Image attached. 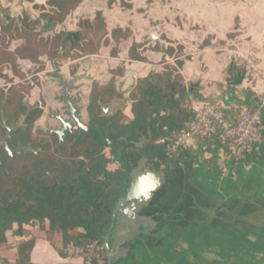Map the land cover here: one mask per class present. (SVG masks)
I'll return each instance as SVG.
<instances>
[{
	"label": "crops",
	"instance_id": "0c3cea01",
	"mask_svg": "<svg viewBox=\"0 0 264 264\" xmlns=\"http://www.w3.org/2000/svg\"><path fill=\"white\" fill-rule=\"evenodd\" d=\"M0 3L10 7V18L19 20L24 11L39 17L29 2ZM99 12L108 34L97 53L61 57L57 62L47 55L42 57L45 68L36 75L45 79V85L31 91L37 95L35 102L47 103L46 111L54 103L55 89L57 94L61 92V79L77 77L73 94L82 92L87 103L95 85L113 83L120 97L115 109L124 115L123 122H130L135 118L131 91L141 80L153 81L154 74L176 67L177 60L183 62L177 71L183 87L168 99L169 108L186 104L197 112L206 103H260L263 78L249 74L234 53L254 59L264 72V0H114L111 4L110 0H84L62 24H42L55 27L56 33L66 32L62 51L75 54L76 43L84 36L92 37L84 23L93 22ZM117 29H130L131 35L116 42L113 31ZM22 43L13 41L10 50ZM134 43L144 44L141 52L145 60L132 59L130 49ZM168 46H181L182 51L170 56L162 50ZM19 64L25 73L36 65L23 59ZM4 72L15 78L7 68ZM51 73L56 74V82L48 75ZM29 79L27 76L25 80ZM6 82L0 77V89L7 90ZM56 106H60L58 102ZM181 149L187 151L193 164L188 167L182 161L171 163L169 180L149 207L126 204L125 211L134 214V225L126 226L121 212L114 221L111 214L107 233L116 259L120 264H264V231H256L253 225L246 227L250 214L264 208V138L254 156L243 162L233 161L223 143L206 132L195 134ZM204 207L213 208L214 216L195 220ZM225 208L233 212L227 214L231 220L228 224L222 219ZM237 209L239 214H235ZM112 223L114 228L110 227ZM72 231L68 233L74 235ZM66 234L65 228L56 225L52 229L48 221L22 228L14 225L0 241V264H72L74 260L62 250L73 241L66 242Z\"/></svg>",
	"mask_w": 264,
	"mask_h": 264
},
{
	"label": "trees",
	"instance_id": "16d2710c",
	"mask_svg": "<svg viewBox=\"0 0 264 264\" xmlns=\"http://www.w3.org/2000/svg\"><path fill=\"white\" fill-rule=\"evenodd\" d=\"M12 1V0H11ZM35 2L36 0H28ZM84 0H47L45 4H34V7L40 10L38 18H33L29 13L24 11L19 20L16 18L3 17L0 22V77L5 78L7 82H14L13 78L5 74V70L10 69L15 77L23 82L13 83L7 90L0 89V108L10 112L11 115L19 116L28 109L26 97L30 93L33 85L25 80L26 73L22 70L19 59L29 60L32 63L40 64L38 71L43 70L45 65L42 57L47 55L51 61L56 62L61 58H81L86 54H95L98 52L103 41L107 40V24L102 13H98L93 22L86 21L84 25L91 32L92 37L84 36L81 42H77L75 48L78 52L70 54L62 51L63 40L66 32H59L54 35L44 36L39 30V25L43 22L48 25L62 24L67 17L83 2ZM114 0H110V4ZM1 13L10 14V7H4L0 3ZM131 35V30L117 29L113 31V38L118 42L121 38H127ZM15 40H23L14 51L10 46ZM143 43H134L130 49L132 59L145 60L141 50ZM155 48L161 49L160 46ZM162 50L170 56H178L182 47L168 46ZM117 48L113 49V54ZM183 65L181 60H177V66L168 67L162 74H154L153 81L143 79L131 91L130 99L132 101L135 118L130 122H123L124 115L121 112L116 113L109 118L101 117V107L99 98L103 102H109L115 95L116 90L113 83L105 86L95 85L90 105V113L93 117V126L89 133L87 142L83 143L80 153L85 155L91 166V172L86 179L88 185V195L93 210L88 209L85 217L80 220L79 217L68 214L69 221L74 225H83L86 232H76L74 235L69 234V227L66 229V242L73 240L80 243L85 241L98 240L103 242V235L107 233L109 219L118 199L125 195L126 189L130 184V175L127 167H136L140 159V150L135 144L140 142L142 137L147 133L150 115L154 107L164 106L168 99L173 97L179 88L183 87L182 77L177 74L179 67ZM42 114L38 109L31 112V121H35ZM196 112L183 104L180 108H169L159 119L158 125L160 130L156 133L157 138L166 139V144L173 138L177 137L185 128L186 124L195 117ZM161 154L167 153L166 149L157 150ZM187 151L180 150L175 158H179L186 166L190 167L193 162L189 161ZM151 164L152 169H159L168 164L164 156L160 160H154ZM117 164V167L111 165ZM84 182V179H83ZM10 186L13 189H20L19 180H10ZM64 212V206L58 207ZM264 208H258L254 213ZM25 205L21 199V193L16 201L11 204L0 203V241L5 240V232L14 229V225L22 223V227L28 225L25 220ZM228 213L232 211H222V219L230 223ZM240 209L235 210L239 214ZM234 215V214H233ZM252 215V214H250ZM210 220V218L208 219ZM203 221V220H202ZM44 222V221H42ZM51 228H56V222L51 220ZM213 223V222H212ZM256 231H264V219L259 222Z\"/></svg>",
	"mask_w": 264,
	"mask_h": 264
},
{
	"label": "flooded vegetation",
	"instance_id": "af4514ba",
	"mask_svg": "<svg viewBox=\"0 0 264 264\" xmlns=\"http://www.w3.org/2000/svg\"><path fill=\"white\" fill-rule=\"evenodd\" d=\"M53 79L56 82V74ZM73 93L74 88L71 96L77 100L80 120L88 126L87 128L77 126L75 119L70 116L69 106L63 99V87L58 94L55 89L54 103L47 111V103L41 100L33 104L26 102L28 109L19 116L11 115L0 108V135L5 136L8 127L18 126L10 131V137L7 138L8 148L0 138V159L8 155L4 163L6 168L0 170V203L11 204L21 193L28 225L35 222L41 225L42 221H48L51 226L53 220L60 227H69L76 232L82 229L86 232L85 226L72 224L68 214L73 212L82 220L88 209L93 210L86 183L91 166L87 157L80 153L81 145L87 142L93 126L90 113L93 98L91 93L87 103L84 102L82 92H78L76 96ZM98 101L99 104L103 102L101 98ZM56 102L60 106H56ZM115 108H112L113 113L106 115L101 110L100 116H114L118 113ZM38 109L42 110V114L35 121H31V112ZM61 118L70 125L64 127ZM10 180H19L21 188L13 189ZM62 205L64 212L58 208ZM212 210L213 208L206 207L199 209L201 216H197L195 220L206 216L211 218L215 214ZM21 225L22 223H18L19 228H22Z\"/></svg>",
	"mask_w": 264,
	"mask_h": 264
},
{
	"label": "built area",
	"instance_id": "2783aa9c",
	"mask_svg": "<svg viewBox=\"0 0 264 264\" xmlns=\"http://www.w3.org/2000/svg\"><path fill=\"white\" fill-rule=\"evenodd\" d=\"M234 55L249 74L259 75L264 80V72L258 68L254 59L237 52ZM201 132L217 137L233 161L248 160L254 156L264 138V93L257 104L242 100L204 104L186 124V128L167 143V154L175 157L188 139ZM62 250L68 258L74 260L72 264H108L106 247L98 240L68 242Z\"/></svg>",
	"mask_w": 264,
	"mask_h": 264
},
{
	"label": "water",
	"instance_id": "95a60500",
	"mask_svg": "<svg viewBox=\"0 0 264 264\" xmlns=\"http://www.w3.org/2000/svg\"><path fill=\"white\" fill-rule=\"evenodd\" d=\"M3 17L10 18L9 15L7 14H1L0 22ZM76 80L77 77L70 81H65L61 79L60 83L62 84L64 90L63 99L69 106V112H70L69 114L72 118L75 119L76 121L75 124L80 128H87L88 126L80 120L78 107L76 105L77 100L72 98L71 96V92L74 88ZM119 100L120 97L118 96V93H116V95L112 98L110 102H106V103L100 102L102 113L104 115L108 113H113L112 108L118 106ZM168 109L169 106L167 105V103L164 106L153 108L154 113H152L149 118V121L152 123L149 124L147 133L142 137L141 141L135 144L136 148L140 150V159L136 167L134 168L127 167V170L130 175V184L126 189L125 195L121 196L118 199L112 211L113 221L115 220L117 213L121 212L123 216L121 220L123 221V223L126 226L134 225L135 222L134 214H130L125 211L124 207L126 206V204L131 205L130 207L133 208L138 207L140 209L149 207L150 203L154 199V196L156 195L157 192H159L158 190L166 186L169 180L168 175L170 172V164L172 163L178 165L179 163V158L170 157L167 153L163 155L157 151L159 148H164L167 151V144L166 141L159 142L163 140L162 138L156 137V133L160 130V127L157 124L154 126V123L156 121L158 122L159 119L162 117L161 113L166 112ZM155 116H157V118H155ZM24 117L22 118V121ZM63 119L64 118H61L60 120L64 124V127L70 125L68 121H65ZM17 127L18 126L15 125H13V127H8L7 134L5 136L0 135V138L5 142L6 148H8L7 138L10 137L11 129ZM19 149L20 147L17 148V150ZM7 156L8 155L6 154L4 158L0 159V170L6 168L4 163ZM162 156L166 158L168 164L164 165V167H161L159 169H152L151 168V164L153 162L152 158L154 160H160ZM225 210H229V208H225ZM110 227L114 228V223H112ZM110 239H111L110 233H106L103 235V244L106 247L108 264H120L121 261L116 259Z\"/></svg>",
	"mask_w": 264,
	"mask_h": 264
},
{
	"label": "rangeland",
	"instance_id": "374dc122",
	"mask_svg": "<svg viewBox=\"0 0 264 264\" xmlns=\"http://www.w3.org/2000/svg\"><path fill=\"white\" fill-rule=\"evenodd\" d=\"M24 1L26 2H29L28 0H20V3L22 4ZM47 0H36L35 2H29L30 4L28 5L30 8H33L34 10H36L37 14L40 15V10L35 8L34 7V4L37 3V4H45ZM43 23V22H42ZM40 24L39 25V30L41 32L42 35L44 36H48V35H54L56 34V28L55 27H45L43 24ZM46 64L50 63V66H52V62L50 60H46L45 62ZM40 64H36L35 66H32L30 69H28L26 72V75L28 76L29 79V82H31V84L33 85V87H41L43 85H45V79H42L41 77L37 76L36 74H38V69L40 68ZM52 70H55L54 68ZM8 72L9 74L11 75H14L12 73V71L10 69H8ZM53 73V72H52ZM48 74L50 76H53V74ZM35 76V77H33ZM24 81V80H23ZM21 82V79H19L18 77H15L14 78V82L13 83H19ZM13 83H7L6 84L8 85L7 88H9ZM61 94V93H60ZM36 93L34 92V90H32L28 96H27V102H35V97H36ZM250 220L247 222L246 221V227H248L249 225H253V226H258L259 225V222H262V220L264 219V210H261L258 212V215L257 214H252L250 216ZM252 222V224L250 223ZM53 233L52 236L54 239H56V230H53L52 231ZM72 233H76V231H72Z\"/></svg>",
	"mask_w": 264,
	"mask_h": 264
}]
</instances>
